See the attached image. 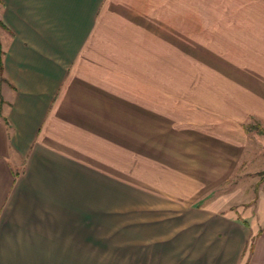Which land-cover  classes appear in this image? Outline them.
Segmentation results:
<instances>
[{"label":"crops","instance_id":"obj_1","mask_svg":"<svg viewBox=\"0 0 264 264\" xmlns=\"http://www.w3.org/2000/svg\"><path fill=\"white\" fill-rule=\"evenodd\" d=\"M224 2L0 0V264L241 262L254 228L195 205L205 177L180 169L220 165L226 134L264 120V0ZM227 34L244 75L200 94L189 39Z\"/></svg>","mask_w":264,"mask_h":264},{"label":"rangeland","instance_id":"obj_2","mask_svg":"<svg viewBox=\"0 0 264 264\" xmlns=\"http://www.w3.org/2000/svg\"><path fill=\"white\" fill-rule=\"evenodd\" d=\"M224 3L222 0V4ZM213 10V8L206 7L204 12L212 15ZM220 11L222 15L227 16L230 9L222 7ZM214 12L217 14V9ZM184 26H188L187 30H194L196 25L188 23ZM185 27H181L182 30H186ZM227 36L228 34L225 38L219 39L212 37L199 40L189 39L188 77L193 82H197L198 79L204 80V83L199 84L200 94H223L224 86H228L226 79L229 78V72L233 69V74L244 75L243 59L241 62L238 60L237 63L232 61L234 58H239V56L243 58L244 56L240 54L235 56L229 53L230 50H235L230 48V43L236 41L238 42L237 46H240L244 43V38L230 40ZM214 68L218 71L212 73ZM219 72L221 77L217 75ZM195 89L197 88L190 87V92ZM238 126L236 132L231 129L225 136L231 140L230 145L240 138L241 143L237 149V154L235 152L236 156L232 151H217L215 155L220 157L221 161L220 165L216 167H196L192 170L191 166H183L184 168L180 169L190 170L187 174L190 177L197 176L198 180L205 177L202 188L204 192L200 193L201 197L196 198L195 205L208 202L210 206L213 205L216 209H224V211L237 216L239 220L246 221L254 228V231L249 232L247 237V240L253 237L251 248H248V242L243 247L240 254L241 262L238 263L247 264L252 255L254 242L258 234L264 230V120L255 118L250 114L242 118ZM202 170L205 171L198 173Z\"/></svg>","mask_w":264,"mask_h":264},{"label":"trees","instance_id":"obj_3","mask_svg":"<svg viewBox=\"0 0 264 264\" xmlns=\"http://www.w3.org/2000/svg\"><path fill=\"white\" fill-rule=\"evenodd\" d=\"M0 27H2V24L0 23ZM4 80V78L2 77V64H1V51H0V81H3ZM260 131H261V129H260ZM259 232H257V234H258ZM252 240H253V237H251V239L250 240H245V242H244V246L248 243V248L250 247L251 248V244H252ZM243 246V247H244ZM243 250V249H242Z\"/></svg>","mask_w":264,"mask_h":264}]
</instances>
